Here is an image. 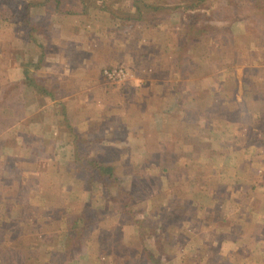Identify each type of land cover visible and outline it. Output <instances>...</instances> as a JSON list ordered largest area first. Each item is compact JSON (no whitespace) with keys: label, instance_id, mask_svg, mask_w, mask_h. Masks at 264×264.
Returning <instances> with one entry per match:
<instances>
[{"label":"rangeland","instance_id":"rangeland-1","mask_svg":"<svg viewBox=\"0 0 264 264\" xmlns=\"http://www.w3.org/2000/svg\"><path fill=\"white\" fill-rule=\"evenodd\" d=\"M29 1L0 0V103L2 91L17 96L12 106H0V264H114L126 253L132 255L124 264H264V77L254 76L264 70L255 62L264 53L254 41L264 37L263 18L253 13L234 22L208 47L210 72L223 79L230 75L224 62L233 64L235 50L238 57L225 86L196 89L205 112L199 117L183 103V93L173 102L177 88L167 83L188 21L177 10L117 27L107 11L93 8L92 16L58 21L42 0L28 15ZM134 1L120 5L131 9ZM212 4L216 15L206 21L228 25L232 5ZM25 27L46 45L44 61L41 45L27 43ZM25 69L46 93L22 85ZM113 70L125 76L110 80L105 72ZM166 111L175 118L168 120ZM152 154L144 167L143 158ZM85 159L114 165L121 185L134 194L130 207L136 205L143 229L125 212L105 211L117 187L107 183V190L84 172ZM88 205L95 215L79 255L66 246L77 233L69 224ZM101 228L121 238L124 255L99 252L97 241L111 245L105 233L98 239ZM67 247L66 258L60 254Z\"/></svg>","mask_w":264,"mask_h":264},{"label":"trees","instance_id":"trees-1","mask_svg":"<svg viewBox=\"0 0 264 264\" xmlns=\"http://www.w3.org/2000/svg\"><path fill=\"white\" fill-rule=\"evenodd\" d=\"M4 2L10 3L13 0H2ZM124 0H115L111 3L108 2V0H42L41 5L49 9V11H52L51 13L54 14V16H57V20L61 21L64 16H75V15H89L92 16V11L91 8L97 11H107L109 15L111 16L114 24L118 27L119 21H124V23H130V22H143L146 23L149 19L147 18L146 14L150 13H158L161 10L168 12V14L171 13L172 10H177V12L181 15L182 18L186 17L188 21H185L184 26L185 30L182 32L181 36L177 39L178 41V48L176 49L175 53H177V58L174 62V66H172V70L169 69V77L167 79L168 85L172 88H177L175 89L176 91L173 94L174 97V103L179 104V98L177 97L178 93H183V96L185 97V103L188 107H191L192 110L196 111L199 117H203L204 109L201 108V106L198 104L199 100L198 98L194 95L196 92L197 88H207L211 87L214 84L219 83V87L225 86L226 79L233 77L235 75L234 72V64L236 63V58L238 57V52L235 50L233 52V56H231V60L233 62V66L225 59H227L225 56H220L218 57L224 62L226 72L225 73H230L229 77L226 79L222 78V75L218 74H212L210 71V66L212 64L213 57L210 55L208 51V47L213 45L214 40L217 39V36L220 31L223 32V34L227 32L232 31L233 25H236L234 22L236 21H243L247 19V17L251 16L253 13L258 15L259 17H262L264 20V0H224L228 4L232 5V14L231 16L229 15V24L228 25H216L211 22L213 17L216 15L215 13L212 12V3L214 0H160V3H154V2H145L144 0H135L134 2L130 3V8L131 9H126L124 10L123 7L120 5L121 2ZM35 6H40V2L37 0H30L29 3L27 4V12L28 15L31 14V8H35ZM182 11H179V10ZM205 10V12H200L201 10ZM209 12L207 15L206 13ZM259 12V13H257ZM167 14V15H168ZM162 15H160L161 17ZM207 20V21H206ZM201 21V22H200ZM264 22V21H263ZM25 23L30 24V20H26ZM234 23V24H233ZM32 24V23H31ZM28 29L27 27H25ZM263 31H264V24H263ZM34 30L31 28L28 29V38L26 39L27 43H38L40 44L39 40L34 36ZM264 34V32H263ZM264 38V37H263ZM262 38V39H263ZM262 39H254L255 41V47L259 52L264 53V41ZM42 44V43H41ZM40 44V45H41ZM228 46L231 47L234 44L228 42ZM226 46L225 44H223ZM231 45V46H230ZM43 49V53L41 54V60H45V55H46V45H41ZM232 47V48H233ZM211 52V51H210ZM252 52L257 55L258 53L256 50L252 49ZM40 56V54H39ZM40 61V57L38 58ZM231 60L228 59V61L231 62ZM264 61V59H261ZM172 64V65H173ZM201 67V68H199ZM202 72H201V71ZM198 73V74H197ZM24 74L27 76L26 79L28 80L25 84H22L24 86H32L35 87L39 92H47V88L44 87L43 85H40L38 80L36 79L35 75H32L29 73L28 70H24ZM197 79H195V78ZM199 77V79H198ZM208 79L209 82L207 83V86H203V80ZM235 81V79H234ZM236 82V81H235ZM213 84V85H212ZM211 85V86H210ZM11 87H19V84H14L11 85ZM221 89V88H220ZM57 88H53V92L56 91ZM51 91V92H52ZM50 92V93H51ZM215 90H213L214 94ZM222 92V90L220 91ZM52 94V93H51ZM54 94V93H53ZM2 102L0 103V106H12L13 103H9L12 99L16 98L17 96L14 95L11 92L7 91H2ZM55 95L52 98V101H54ZM232 100H225L221 102V105L228 104L232 102ZM192 104L194 106H192ZM174 107V105H173ZM215 108H213L212 112H214ZM171 111V110H170ZM213 115V114H212ZM165 117L168 120L174 119L175 115L174 113H170L169 111H166ZM113 131V130H112ZM154 154V153H153ZM153 154L150 155L149 157H144L142 164L145 165L146 163L150 162V159L153 157ZM167 157V156H166ZM165 157V158H166ZM81 165L84 167V172L90 174L94 177L93 179H98L100 180V183L107 189V183L110 185L111 183L116 185L117 187V192L115 195H113L110 192V195L107 196V202L104 204L105 205V211L109 212V209H112L113 215L116 214L115 216H119L123 212L127 214L129 218L132 219L134 223L140 228L143 229L144 227V220L138 219V211L136 209V205L133 207H130V204H132L134 200V194H132L131 191L126 190L124 186L121 185L119 181V177L115 173V167L114 165H109L105 163H99V161H91V160H83L81 161ZM144 167H148V165H145ZM99 183V181H98ZM99 183V184H100ZM108 190V189H107ZM153 190V189H152ZM126 195V196H124ZM129 200V201H128ZM103 204V203H102ZM123 207L124 211H119V208ZM92 207L90 205L86 206V210L84 213L80 215H76L71 218V222L69 224V228L71 230H77V233L75 231L71 232V243L69 245L66 244V246L72 245L73 252L75 253L76 248L79 249V252H76V254L83 255L85 249L84 244L85 241L83 239L84 233L91 228L93 225H88L93 221L94 213L92 212ZM70 217V216H68ZM83 221V223H81ZM107 234L109 239L107 241H110L111 245L110 248L106 247L104 242L97 241L96 244H100L97 248L99 249V252L102 254H105L109 249L111 251L117 250L119 254H121L123 251H121L123 245V242H121V238L117 239L113 235V230L112 229H100V237L98 239H103L105 240L104 235ZM142 234V233H140ZM111 236V237H110ZM112 239L117 240V242L112 243ZM109 243V242H108ZM102 244H104L102 246ZM102 246V247H101ZM129 246V245H128ZM127 246V247H128ZM69 247V248H70ZM69 248L67 247V251L64 254H60L64 257H69L70 251ZM133 252H136L135 250ZM140 253V252H139ZM59 255V254H58ZM124 255V252L123 254ZM129 253H126L125 256L119 261V263H116L114 261V264H124L123 260L124 258H130ZM134 257V256H133ZM147 258V257H146ZM159 258L162 259L160 256ZM157 258L154 259L153 256H151L150 261H156ZM158 262V261H156ZM155 264H160L159 262Z\"/></svg>","mask_w":264,"mask_h":264},{"label":"crops","instance_id":"crops-1","mask_svg":"<svg viewBox=\"0 0 264 264\" xmlns=\"http://www.w3.org/2000/svg\"><path fill=\"white\" fill-rule=\"evenodd\" d=\"M249 62V60L247 61V60H245V64H247ZM255 62L257 63V65H262L261 67H263L264 68V61H262V60H260V59H258V58H256L255 59ZM250 64V68L252 67L251 65H254V64H252L251 62H249ZM245 64H238V68H242V67H239V66H241V65H245ZM256 65V66H257ZM255 66V67H256ZM245 68H246V65H245ZM250 68L248 69V71H252V70H250ZM235 71V70H234ZM250 72H248V78H249V75H252ZM262 76V77H264V70H262L261 72H255V74H254V76ZM60 91V90H59ZM247 93H249V91L247 90L246 92H245V94H247ZM245 109H246V113H243L245 116V120H247L248 118H247V115H249V108L248 107H245ZM249 120V119H248ZM247 122V121H246ZM249 123H251V124H253V118L251 119V120H249ZM249 130H248V135L249 136H251V132H252V130H251V125L249 124ZM251 130V131H250ZM244 135H245V133H243ZM21 170V169H20ZM16 174V173H15ZM17 176L22 180V181H24V179H25V177L22 175V174H17ZM20 182V181H19ZM21 183V182H20ZM253 188V186H249V189H252ZM236 245H240L239 243H237ZM240 246H243V245H240ZM239 249V248H238ZM240 250V249H239Z\"/></svg>","mask_w":264,"mask_h":264},{"label":"built area","instance_id":"built-area-1","mask_svg":"<svg viewBox=\"0 0 264 264\" xmlns=\"http://www.w3.org/2000/svg\"><path fill=\"white\" fill-rule=\"evenodd\" d=\"M105 75L110 79V80H114V79H122L123 76H125L122 72L113 70V71H106Z\"/></svg>","mask_w":264,"mask_h":264}]
</instances>
